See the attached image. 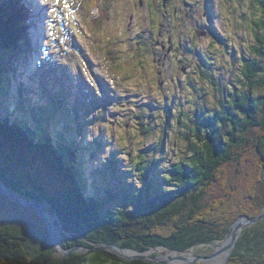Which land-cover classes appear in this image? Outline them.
<instances>
[{
  "label": "trees",
  "instance_id": "obj_1",
  "mask_svg": "<svg viewBox=\"0 0 264 264\" xmlns=\"http://www.w3.org/2000/svg\"><path fill=\"white\" fill-rule=\"evenodd\" d=\"M155 1L162 9L157 10L153 6ZM233 1L230 0V4ZM2 2L0 0V96L8 89L4 86L7 75L10 76L9 81L12 80L10 74L15 49H22V38L29 40L23 25L25 16L22 7L12 1ZM161 2L151 0L152 13L174 21V24L176 21L183 22L184 26L192 25L189 31L186 30L184 39L189 36L187 41L192 42L186 53L201 56L194 71L201 70L215 84L216 67L212 68L214 72L211 75L207 70L217 64V56L203 54L201 47L193 44L201 34L211 38L207 49L214 51L216 42L218 49H223L224 56L231 62L237 61L236 81L216 86L217 104L203 109L196 107L192 113L188 109L178 112L175 117L177 127L188 149L182 158L166 163L155 152L158 145L162 151L161 142L152 144L148 151L143 148L135 155L131 149L120 145L119 150L111 154L113 157L106 158L107 161L98 170V192L94 194L87 193L86 184H80L84 173L83 146L79 144L81 149L75 140L56 142L48 127L43 131L38 129V125L29 123L34 127L32 131L21 126L19 119L12 122L9 111L8 116L0 113V183L3 182L22 197L48 200L59 220L61 244L71 249L69 256H57L48 231L41 240L34 235L32 225L3 220L0 221V264H169L155 261L154 255L149 258H124L100 245L117 243L142 254L158 247L182 252L227 235L240 213L251 214L247 211L249 207L245 209L236 200L233 203L230 201L238 196V188L241 187L233 182L237 179L236 174L245 171V163L255 157L264 163V0H251L254 11H248L246 27L254 39L248 44V53L223 31H217V36L212 33L213 28L202 11L203 0H187L189 7L175 0L174 4L167 5V11ZM175 7L182 8V12L188 11V15L177 13ZM233 10L236 12L235 8ZM155 24L163 28L162 23L156 21ZM169 30L172 31L171 28ZM236 33L237 30L234 36ZM235 38L238 39V34ZM173 42L175 47L181 45L180 40L173 39ZM173 45L168 44L172 48ZM25 124L28 125L27 122ZM99 142L104 144L105 141L99 139ZM118 153L122 157H116ZM37 165L43 172L55 174L62 183V189L52 193L43 185L33 172ZM104 177L106 181L100 187L98 183H102ZM112 179L116 183H112ZM22 181L30 186L32 192H23ZM216 182L228 186L223 202L221 200L226 208L223 207L217 214L226 216L222 222L216 221L217 217L214 219L210 214L211 198L216 190H220L219 187L214 188ZM118 186L122 188L118 189ZM249 195H242L243 200ZM252 199L253 194L248 201ZM255 200H252L253 203ZM260 202L255 204L260 205ZM258 207L254 206V209ZM251 227L252 232L249 227L242 231L244 234L239 238L237 248L250 249V252L248 242L253 241L257 250L250 253L256 258L264 256V224L259 221ZM75 230L77 235L72 233ZM207 230H217L216 236L211 237ZM73 247L78 249L72 250Z\"/></svg>",
  "mask_w": 264,
  "mask_h": 264
},
{
  "label": "rangeland",
  "instance_id": "obj_2",
  "mask_svg": "<svg viewBox=\"0 0 264 264\" xmlns=\"http://www.w3.org/2000/svg\"><path fill=\"white\" fill-rule=\"evenodd\" d=\"M112 1L114 0H108L109 14L107 12L106 15L100 17L102 21L98 24V28L95 32L98 36L100 35V42L94 43L91 41V38L87 41V31L84 30V28L81 31V39L76 38V40H79L75 42L78 48L73 49L72 40H75V34L72 27L70 34L72 37L68 42H65V46L68 44L69 48L65 46L61 48L58 52L60 56L58 57L59 59L54 55L60 71H62L61 66L63 67L64 64L68 63L70 68H68V71L65 73H68L70 76L75 72L74 76L77 75L74 81L68 86V91L70 94H73V97H77L79 104H86V110L89 111V113L87 114L84 112L81 116V120L77 119L74 121L72 119L73 114L71 112L69 113L68 110L70 111V109L73 107L76 108V106L73 103L74 101L68 100L70 104L68 105L69 109L66 111V115H61V112L66 110L64 106L62 109L57 110L56 116L58 117L51 118L52 123H50L55 129H60L59 127H61V129L63 127L67 129V126L72 124L73 128L68 131L72 139L81 135H77V132H79L77 127L80 128V130L81 128L83 129V127L79 126L82 123L86 126L85 129L90 133L86 141L84 140L85 142L95 141L96 137L106 142L107 146L104 148L105 152L100 153L102 162L97 160L94 164H90L91 170L96 169V167L101 166L103 162H106L108 153L115 152L119 149L120 145L131 149L135 155L139 150L146 148L148 151V147L152 144L161 142L163 143L162 151L158 148V145L155 152L161 156L166 163L177 161L185 155L188 149L187 144L181 139L180 130L177 127L175 117L179 115L178 112L181 110H189L188 112L192 113L193 109L195 110L196 107H198V109H203L205 106L211 107L217 104L216 98L218 91H215L216 86L218 85L219 87L222 82L228 84L236 81L237 61L231 62L227 56H224L223 49H218L216 42L214 45L212 44L214 46V51H212V49H207L211 38L200 34L193 44L196 46L199 45L203 54L209 53L210 55L213 53V56H217V64L207 70L211 75V73L214 72L212 68L216 67L219 75L217 74L214 84L209 76L203 75L200 72L201 70L194 71L195 65L201 59V56L196 53H186L185 51L191 41H187L190 39L189 36H187L186 39H184V37L187 33L186 30L189 31L191 29V24L184 26L183 22L176 21L174 24V21L163 19L162 16H158L157 13H152L151 11L148 19H146L148 7L144 2L142 5L138 6L136 11L137 13L142 12L144 15L140 18V14H138L135 22L132 21L127 23V18L135 11L133 9V3L137 4V0H133V3L129 0H120V5L116 4L115 8H111V6H113ZM93 2H96V0H93ZM215 3L219 4V0H215ZM251 4V0H235L232 4H229L228 22L223 26L220 17H218L215 22L218 32L222 33L223 31L228 38L230 37L231 40L236 42L238 47H244L247 53L250 51V45L248 44L254 39L252 34L247 31L246 27V20L249 17L248 11H254ZM233 8L236 9V12H234ZM156 9H162L160 4H156ZM220 11L221 9L219 7L215 13L219 14ZM120 14L123 15L124 18H121ZM156 21L162 23L163 28L157 27L155 24ZM94 22H96V20H94ZM150 24L154 26V31L150 29ZM170 28L172 31L169 30ZM236 30L238 39H243L238 40L235 38L236 35L234 36V31ZM182 31H184V33L181 41ZM171 37L176 41L180 40L181 45L175 47L173 45V39H171L172 43L170 41ZM103 43L107 44L104 49L100 46ZM169 43L173 45V48L168 46ZM114 44L120 48L117 59L120 58L122 52L124 54V58L117 60L119 67H117L116 70H119L122 66H127V71L130 73V76H132L131 79L127 80L128 84L119 81L122 80L121 74H117L114 71L115 68L109 65V49ZM63 49L68 50L65 51ZM237 50L238 49H236V51ZM240 50L243 49H239L238 51ZM234 55L237 57V54ZM52 62L55 64L54 60H52ZM70 62H72L71 64H74L75 67H73ZM59 74L60 73H57L58 76ZM110 77L114 79H110ZM106 78L110 80V82L112 81L111 86L108 84ZM104 81L110 88L105 85ZM20 82L21 81L17 82V80H15L12 86H18ZM46 82L47 81L43 82L40 86L38 82H30L33 88H37L36 92L40 100L39 103H43L44 105L50 103V100H53L56 95H59L55 88L59 87L58 80H53L51 83L48 82L47 86ZM143 83L144 87H142ZM94 86L99 87L97 89H100V95L94 93ZM47 87H49V96L44 94V90ZM63 91L65 93V90ZM24 93L21 94L20 97L23 103L31 108L30 105L32 101L30 99L33 98H30L26 91H24ZM106 96H108V98ZM127 96L129 101L126 100ZM90 97H92V99ZM107 102H109V106L106 105ZM150 103H154V106ZM138 115H141V117ZM55 136L56 135L53 134L54 138ZM86 151H89V149ZM116 155V157H122L121 153ZM126 157L127 155L125 158ZM245 164V171L236 174L237 179L235 178L236 181L233 182L238 186L240 185L241 188L238 189L239 192L241 190V193L238 192L236 199L228 201L233 203L236 200V203L242 204L240 207L245 209L249 207L247 211H249L252 216L251 214L247 215L240 213L235 219V221L240 219L239 222H243L236 235L235 243L233 241L234 235H232L230 230L227 235H223L218 239L214 238L209 244L200 243L182 252L161 247L151 248L149 251L143 252L145 256L149 258L154 255L155 259L166 261L169 264H264V256L256 258L254 257L255 254L250 253L256 252L257 250L256 244L253 243V241L248 242V247L251 248L250 252H248L250 249L246 250L243 247L237 248L238 240L241 235L244 234V232L242 233L243 230L245 231L249 227V230L252 232V225L259 221H262L264 224V201L260 202L261 197L264 196V163H260L255 157L248 160ZM31 166L34 167L32 163ZM84 166L86 168V165ZM38 167L37 165V167L33 168V172L39 177L38 179H40L43 185L50 188L52 193L62 189V183L56 178L55 174L49 171L43 172V170ZM105 177L102 183H98L100 187L104 186L103 183L106 181ZM81 179L82 181L80 184H86L88 189L94 181L93 178L88 179L85 173L82 174ZM112 183H116V180L112 179ZM2 184L4 183L2 182ZM2 184L0 183V185ZM21 184L24 187V191L22 189L24 193L27 191L32 192V190H29V185H24L23 181ZM218 187L220 190H216L214 197L211 198L212 207H210V214L214 219L217 217L216 221L222 222L226 220V216L224 214H219V216H217V214L223 207L226 208V205H222L221 200L223 202L225 197L223 196L225 194L224 191L228 189V186L222 182H216L214 188L217 189ZM252 187H254L253 190H251ZM96 188L91 186L87 193H97L98 191ZM117 188L120 189L122 186H118ZM12 191L15 194L0 189V221L11 219L18 225H22V223L26 225L30 224L33 226L32 230H34V235L41 240L46 237V231H48L47 233L51 237L56 249V255L62 257L69 256V251L71 249H66L61 244L62 231L58 224L59 220L57 214L54 213L51 205L48 203V200H41V198L38 200L44 207L48 217L47 220L39 205L34 203L37 201L36 199H30L25 196L24 198L16 191ZM248 194L250 195L243 200V196ZM252 194L254 200V197L257 198L255 202H260V205H258V203L255 204V202L253 203V199L248 201ZM238 197L242 199L237 200ZM18 199H20V201ZM31 200H33V202ZM29 201L31 202L29 203ZM254 206L260 207L254 209ZM258 209L262 210L259 211ZM216 231L217 230L212 232L208 231V233L211 237H214L217 234ZM72 233L74 235L78 234L77 230ZM106 245H117V247L110 250L124 258H142L137 257V255L142 254V252L123 248L117 243H106L100 246L104 248ZM118 246L122 249L118 248ZM73 249L74 247L72 250ZM236 250H238V252H236ZM38 251L41 250L38 249ZM262 251H264V248Z\"/></svg>",
  "mask_w": 264,
  "mask_h": 264
},
{
  "label": "water",
  "instance_id": "obj_3",
  "mask_svg": "<svg viewBox=\"0 0 264 264\" xmlns=\"http://www.w3.org/2000/svg\"><path fill=\"white\" fill-rule=\"evenodd\" d=\"M0 189H3V190H5V191H8V192H10V193H13V194H15L7 185H5V184H2V185H0ZM19 201H20V199H18ZM32 202H33V200H31ZM31 201H29V203L31 202ZM34 203H36L37 205H39V207L41 208V210H42V213H43V215L45 216V218L48 220V217H47V215H46V213H45V210H44V207H43V205L40 203V201H35ZM27 204H28V202H27ZM240 220V219H239ZM239 220H237V221H235L234 222V224L231 226V233H232V235H234V239H233V241H234V243L236 242V235L238 234V230H239V228L241 227V225L243 224V222H239ZM102 247V246H101ZM114 247H117V245H106V246H104V248L105 249H108V250H110V249H112V248H114ZM118 248H121L120 246H118ZM77 248H74L73 250H76ZM122 249V248H121ZM112 251V250H111ZM70 252V251H69ZM137 257H142V258H148L147 256H145V254H138L137 255ZM130 259V258H129ZM155 261H160L159 259H155ZM163 262H165V263H168V262H166V261H163Z\"/></svg>",
  "mask_w": 264,
  "mask_h": 264
},
{
  "label": "flooded vegetation",
  "instance_id": "obj_4",
  "mask_svg": "<svg viewBox=\"0 0 264 264\" xmlns=\"http://www.w3.org/2000/svg\"><path fill=\"white\" fill-rule=\"evenodd\" d=\"M177 2L178 1H181L184 5H187V7H189V5H188V3H187V0H176ZM168 0H163V5L164 6H167V4H168ZM171 2H172V4H174L175 3V0H171ZM162 3V2H161ZM150 4V3H149ZM148 3H147V5H149ZM175 11L177 12V13H179V14H182V15H188V11H185V12H182L183 10H182V8H179V7H175ZM179 10V11H178ZM206 14L204 13V16H205ZM162 18H163V16H162Z\"/></svg>",
  "mask_w": 264,
  "mask_h": 264
},
{
  "label": "snow or ice",
  "instance_id": "obj_5",
  "mask_svg": "<svg viewBox=\"0 0 264 264\" xmlns=\"http://www.w3.org/2000/svg\"><path fill=\"white\" fill-rule=\"evenodd\" d=\"M59 2V0H57V3Z\"/></svg>",
  "mask_w": 264,
  "mask_h": 264
}]
</instances>
